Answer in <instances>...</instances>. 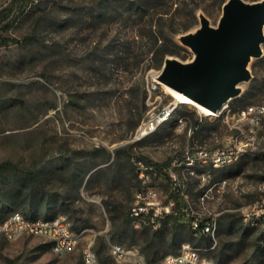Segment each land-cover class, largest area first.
<instances>
[{
    "label": "rangeland",
    "instance_id": "rangeland-1",
    "mask_svg": "<svg viewBox=\"0 0 264 264\" xmlns=\"http://www.w3.org/2000/svg\"><path fill=\"white\" fill-rule=\"evenodd\" d=\"M226 1L21 0V12L0 32V162L35 171L36 182L15 180L19 196H3L1 213L28 214L34 203L39 217H64L78 242L58 254L44 236H0V264H84L89 246L98 264H134L115 258V242L159 260L180 251L181 239L191 236L189 219L199 215L217 220L216 233L191 243L214 264H264V228L243 216L264 197V116L254 145L232 164L174 167L186 195L156 181L164 199L178 194L177 215L143 235L115 234L140 186L137 161L167 165L187 150L223 147L238 133L235 112L264 104L263 42L262 55L248 65L251 79L221 113L179 102L167 122L138 137L150 112L176 101L153 73L168 57L189 61L194 53L181 36L195 32L202 15L217 25ZM11 2L0 0V11ZM173 42L184 48L160 59Z\"/></svg>",
    "mask_w": 264,
    "mask_h": 264
},
{
    "label": "built area",
    "instance_id": "built-area-1",
    "mask_svg": "<svg viewBox=\"0 0 264 264\" xmlns=\"http://www.w3.org/2000/svg\"><path fill=\"white\" fill-rule=\"evenodd\" d=\"M157 82L158 80L155 79ZM178 101L164 106L160 110L152 111L148 119L138 131V137L142 138L155 131L161 124L167 122L175 113ZM227 105L218 113H221ZM238 133L229 143L223 147L209 149L197 147L187 150L182 158L176 159L163 169L158 168L152 162L137 161V176L140 186L136 190L133 203L129 209L131 225L140 229L146 226H156L160 220L169 214L178 213V204L173 197H162L156 181H170L172 189L179 195H186V185L176 174L174 167L183 170H194L198 166H212L221 168L237 161L256 140V132L264 116V104L250 105L239 108L236 112ZM244 124L242 127L241 124ZM183 119L179 120L181 127ZM168 175H167V174ZM226 181L218 182L223 188ZM208 187L201 194V203L209 197ZM244 220L250 226L264 228V197L256 205H249L243 209ZM189 226L193 236L203 235L215 236L217 220L214 217L192 216L189 219ZM23 234L40 235L47 238L53 251L61 254L74 247L78 242V235L70 227L69 222L62 216L46 219L43 217H28L20 210H13L4 218H0V236L13 239ZM111 250L115 258L131 259L134 264H148L145 257L138 250H128L119 243H112ZM84 264H98L97 253L92 247L84 250ZM156 264H214L211 258L204 256L200 248L194 246L190 241L182 243L180 251L176 254L166 255Z\"/></svg>",
    "mask_w": 264,
    "mask_h": 264
},
{
    "label": "water",
    "instance_id": "water-1",
    "mask_svg": "<svg viewBox=\"0 0 264 264\" xmlns=\"http://www.w3.org/2000/svg\"><path fill=\"white\" fill-rule=\"evenodd\" d=\"M181 41L193 57L166 58L157 80L219 112L240 94L238 85L251 79V59L262 55L264 0H227L217 25L202 15L200 27Z\"/></svg>",
    "mask_w": 264,
    "mask_h": 264
},
{
    "label": "trees",
    "instance_id": "trees-1",
    "mask_svg": "<svg viewBox=\"0 0 264 264\" xmlns=\"http://www.w3.org/2000/svg\"><path fill=\"white\" fill-rule=\"evenodd\" d=\"M22 10V6H21V0H12L11 4L9 5V7H6L5 9H2L0 11V32L3 30H7L8 28H10V26L12 25L13 21L15 20L16 14L18 12H21ZM184 48L182 45H180L177 42H173V47H165L164 49H162L159 53V58L162 59L166 54H178V52ZM151 162V161H150ZM169 163L167 165L170 164V161H168ZM158 168L163 169L164 167H166V164H159V163H155L153 162ZM6 174H10V176H12L11 180L8 179L6 177ZM167 174V173H166ZM168 175V174H167ZM24 181V180H31L33 181V183L36 182V173L35 171L32 170H25L20 168L18 165L10 162V161H3L0 162V213L5 212V205L1 204L2 203V197L5 196L8 198L13 197V198H17L19 196V187H17V185L15 184L14 181ZM36 185V184H34ZM19 189V190H18ZM171 197L175 198L178 204V194L173 193V195H171ZM35 204L31 203L30 207H34ZM30 209L29 212H27L28 217H37V214L35 211H33V209ZM178 208V206H177ZM0 214V218H4L6 215L5 214ZM171 215H177V214H169L167 216H171ZM166 216V217H167ZM147 230H149V227H143L140 229H136L131 225L130 222V217H129V213L128 216L125 217V219L123 218L122 223L119 226V229L115 232V234L117 236H123L125 234H144ZM206 236L203 235L202 238H205ZM195 239V237L192 234L191 231V236L190 237H183L181 239V242H185V241H190L192 242V240ZM165 257V256H164ZM163 257V258H164ZM163 258L157 260L151 257H148L146 259L148 264H156L159 261H161ZM103 264V263H102Z\"/></svg>",
    "mask_w": 264,
    "mask_h": 264
},
{
    "label": "bare ground",
    "instance_id": "bare-ground-1",
    "mask_svg": "<svg viewBox=\"0 0 264 264\" xmlns=\"http://www.w3.org/2000/svg\"><path fill=\"white\" fill-rule=\"evenodd\" d=\"M153 76H154V78H157L158 72H154ZM158 83L163 84L166 88V91L169 94H171L175 98L176 101H178L180 103L187 104L189 106H194L205 115L211 116V115H217L218 114V112H215L209 108L202 107V106L198 105L192 97L182 94L181 92H179V91L175 90L174 88L166 85L165 83H162L160 81H158Z\"/></svg>",
    "mask_w": 264,
    "mask_h": 264
}]
</instances>
